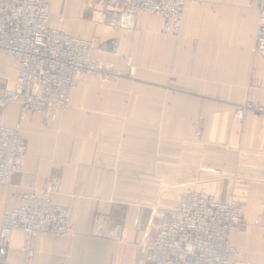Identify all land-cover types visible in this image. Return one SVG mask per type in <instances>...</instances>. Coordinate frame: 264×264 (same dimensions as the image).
<instances>
[{
    "label": "crops",
    "instance_id": "0c3cea01",
    "mask_svg": "<svg viewBox=\"0 0 264 264\" xmlns=\"http://www.w3.org/2000/svg\"><path fill=\"white\" fill-rule=\"evenodd\" d=\"M258 8L259 0H186L179 33L169 34L160 15L126 20L111 0H49L50 25L90 41L92 57L122 76H83L48 126L15 103L2 111L6 124L20 123L27 157L0 184V216L52 182V201L71 212V234L39 236L33 264H151L153 211L173 208L189 188L239 200L235 264H264V115L235 117L246 101L264 105ZM16 76L15 58L0 53V90ZM166 188L177 197L163 207L174 193ZM22 241L15 231L0 264H24Z\"/></svg>",
    "mask_w": 264,
    "mask_h": 264
},
{
    "label": "built area",
    "instance_id": "2783aa9c",
    "mask_svg": "<svg viewBox=\"0 0 264 264\" xmlns=\"http://www.w3.org/2000/svg\"><path fill=\"white\" fill-rule=\"evenodd\" d=\"M124 7L129 20L139 12L158 14L163 32L181 29L186 0H111ZM49 0H0V53L16 60L14 87L0 90V184L11 182L21 172L27 147L20 123L3 120V109L11 103L20 113L39 112L42 124L58 118L71 106L74 87L85 75L118 79L115 67L92 57V43L71 36L49 23ZM59 15L58 21H64ZM253 52L264 56V0H259L258 23ZM249 113L264 115V105L250 101L235 109V117ZM57 185L52 182L23 194L17 206L0 216V261L5 257L15 231L23 236L24 264H33L36 239L66 237L72 232L70 209L52 201ZM156 237L145 252L151 264H235L238 252L230 240L231 230L245 225L243 208L232 194L217 197L205 189L183 191L170 209L153 211Z\"/></svg>",
    "mask_w": 264,
    "mask_h": 264
},
{
    "label": "rangeland",
    "instance_id": "374dc122",
    "mask_svg": "<svg viewBox=\"0 0 264 264\" xmlns=\"http://www.w3.org/2000/svg\"><path fill=\"white\" fill-rule=\"evenodd\" d=\"M115 69L118 71V79L119 78H121V76H122V73L115 67ZM113 80H115V79H113ZM105 81H112V80H105ZM71 104H72V102H71ZM58 119V118H57ZM57 119H55L54 121H56ZM54 121H52V122H50L49 124H46V125H44V126H48V125H51ZM27 157V156H26ZM56 171V170H55ZM56 173L57 172H55V173H53V175L57 178V176H56ZM54 177V178H55ZM53 180H55V179H51L49 182H51V181H53ZM56 181V180H55ZM6 185H8V184H6ZM167 189V190H166ZM165 189V191H171V190H173L174 191V193H168V192H165L164 193V195H163V203L164 202H166V200H168L165 204H162V206L164 207V206H171L172 204H174L175 203V200H176V197H177V189H175V188H166ZM57 190V189H56ZM53 195V194H52ZM22 196H23V194H22ZM21 196V197H22ZM171 196V198H168V197H170ZM173 196H174V198H173ZM155 208V207H154ZM7 209V208H6Z\"/></svg>",
    "mask_w": 264,
    "mask_h": 264
},
{
    "label": "bare ground",
    "instance_id": "6f19581e",
    "mask_svg": "<svg viewBox=\"0 0 264 264\" xmlns=\"http://www.w3.org/2000/svg\"><path fill=\"white\" fill-rule=\"evenodd\" d=\"M27 192H28V191H27ZM25 193H26V192H25ZM25 193H24V194H25ZM19 201H20V200H19ZM18 203H19V202H18ZM7 209H9V208H7ZM154 224H155V222H154Z\"/></svg>",
    "mask_w": 264,
    "mask_h": 264
},
{
    "label": "water",
    "instance_id": "95a60500",
    "mask_svg": "<svg viewBox=\"0 0 264 264\" xmlns=\"http://www.w3.org/2000/svg\"><path fill=\"white\" fill-rule=\"evenodd\" d=\"M109 44V43H108Z\"/></svg>",
    "mask_w": 264,
    "mask_h": 264
}]
</instances>
